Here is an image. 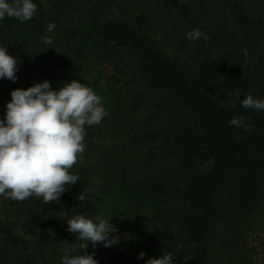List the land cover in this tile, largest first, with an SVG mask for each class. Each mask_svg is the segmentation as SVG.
I'll return each mask as SVG.
<instances>
[{"label": "trees", "instance_id": "trees-1", "mask_svg": "<svg viewBox=\"0 0 264 264\" xmlns=\"http://www.w3.org/2000/svg\"><path fill=\"white\" fill-rule=\"evenodd\" d=\"M33 2L32 19L0 21L18 60L16 82L0 79V119L11 90L44 80L84 83L108 115L86 127L79 181L57 202L0 196V264H60L76 213L113 216L120 242L86 249L98 264L163 251L173 264H264V111L240 104L264 99V0ZM192 29L208 41L186 39Z\"/></svg>", "mask_w": 264, "mask_h": 264}, {"label": "clouds", "instance_id": "clouds-1", "mask_svg": "<svg viewBox=\"0 0 264 264\" xmlns=\"http://www.w3.org/2000/svg\"><path fill=\"white\" fill-rule=\"evenodd\" d=\"M36 11L37 4L33 0H0V21L7 17L24 23L32 19ZM54 28V22L46 26L49 33ZM185 37L191 41H208V36L199 29H192ZM44 43L51 44V38L44 37ZM17 64V58L9 55L6 47H0V79L15 83ZM10 97L0 119V196L15 201L35 196L44 203L57 202L79 181V175L71 169L85 150L86 127L100 124L108 115L103 98L76 80L59 89H53L50 82L44 80L27 89L11 90ZM240 104L246 109L264 111V99L250 92ZM244 121L243 116H234L229 124L250 130L251 125ZM91 195L83 188L77 199L85 202ZM111 218L92 219L78 213L64 218L67 231L76 237L77 243L63 251L60 264H98L95 253L89 254L86 249L89 243L95 249L97 244L108 248L120 242ZM144 256L141 251L137 259ZM145 264H173L172 253L163 251L158 258L147 259Z\"/></svg>", "mask_w": 264, "mask_h": 264}, {"label": "rangeland", "instance_id": "rangeland-1", "mask_svg": "<svg viewBox=\"0 0 264 264\" xmlns=\"http://www.w3.org/2000/svg\"><path fill=\"white\" fill-rule=\"evenodd\" d=\"M261 236H262V232L260 231V229H258V230L255 229V231L252 234H250L249 240L254 246H257L260 243L261 238H259V237H261Z\"/></svg>", "mask_w": 264, "mask_h": 264}]
</instances>
